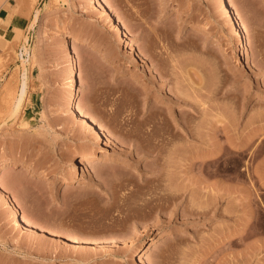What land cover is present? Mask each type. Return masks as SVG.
Returning a JSON list of instances; mask_svg holds the SVG:
<instances>
[{"label":"rangeland","instance_id":"374dc122","mask_svg":"<svg viewBox=\"0 0 264 264\" xmlns=\"http://www.w3.org/2000/svg\"><path fill=\"white\" fill-rule=\"evenodd\" d=\"M106 1L0 0V264H264V0Z\"/></svg>","mask_w":264,"mask_h":264},{"label":"bare ground","instance_id":"6f19581e","mask_svg":"<svg viewBox=\"0 0 264 264\" xmlns=\"http://www.w3.org/2000/svg\"><path fill=\"white\" fill-rule=\"evenodd\" d=\"M96 4H97V7H98V9L102 15H106L108 18H111L113 20L117 17L115 12H113L112 9H110L106 0H96ZM220 4H221V10L223 11V15L227 16L231 20L232 28L235 29V41H236L237 51H238V53H244L246 51L244 39H243V36L245 35V29H244V25H243L244 21H243L242 17L240 16L241 14L237 13L239 16L237 14L232 15L231 10L228 6L227 0H220ZM238 12H239V10H238ZM36 18H37V13L34 14L32 23L35 22ZM114 22H115V20H114ZM120 23L121 22H120L119 18L117 17L116 23H115V29L116 30H121L122 24H120ZM76 41H77V36H68V38L66 37L67 44L68 43L69 44L74 43ZM92 53H97V52H93V50H92ZM19 54H20V58L22 60V63L27 60V58L24 57V54H26V55L28 54L27 48L25 47V45H23ZM75 57H76V53H71V59L70 60H71L72 66H71L70 72H71V75L73 77L72 78L73 91H72L71 95L69 96V100L74 104L76 103L77 100H79L80 94H81V89L83 88L81 80L78 77H76V65L73 64V63H76ZM20 80L21 81H20V84L18 86L17 94H16V96L12 102V109H13L14 113H16L19 110L22 99H23L24 94L26 92L27 76H26L25 72L22 73V77ZM191 107H192L193 111H196L195 110L196 108H193L194 105ZM77 113H78V118L82 121V123L85 124L88 128L96 131L97 134L99 135L101 128H100V126L97 125V123H95V121H93V119H91L92 117L90 118V113H89V117H88V116H86V112L84 113L83 110H81L79 108H77ZM188 113H189L188 115H190V117L193 116L192 111H190ZM185 134L187 135V137L184 138V141H185V143H188L187 141H190V137L192 136V131L190 130V128L185 132ZM187 138L189 140H186ZM136 145L138 146V142ZM168 145H170L169 140H167V141L162 140L161 142L154 144L151 147V149L147 150L149 153L147 155L151 158L154 157L156 165L159 166V168L161 167L160 169L162 171L160 170V174H161V172L164 171V168L166 167L165 166V157L167 156V153H168ZM139 147L144 148V145L139 142ZM99 154L102 155L105 153L100 151ZM93 158H94L93 154H87L86 155V160H84L82 163V171H85L88 169V165L90 163H93L92 162ZM12 161L13 160L10 158H6V159H3L0 161V176L2 174V171L6 170L10 166L9 163H12ZM26 170H28V168H26ZM223 171H225V170H223ZM6 181L5 182L8 184L9 188H16L18 186L16 179L12 176H8ZM175 195L176 194H175L174 190H172L170 193L167 194V196L170 199L176 198ZM13 208H14V206H13ZM156 208L160 209L161 211L165 210V206H163L161 204H157ZM15 210H16L15 208L12 209V212L14 211V214L17 213ZM191 212L195 213V212H197V210L192 209ZM23 216L21 217V219L23 221H25L26 223H29V221H28L29 219L26 216H25L26 218ZM30 224H31V222H30Z\"/></svg>","mask_w":264,"mask_h":264},{"label":"crops","instance_id":"0c3cea01","mask_svg":"<svg viewBox=\"0 0 264 264\" xmlns=\"http://www.w3.org/2000/svg\"><path fill=\"white\" fill-rule=\"evenodd\" d=\"M28 18L21 15L13 14L8 19V26L11 29L17 28L24 30L28 26Z\"/></svg>","mask_w":264,"mask_h":264}]
</instances>
